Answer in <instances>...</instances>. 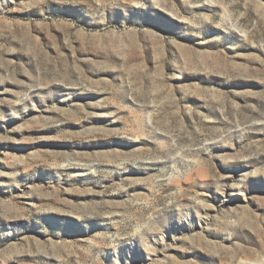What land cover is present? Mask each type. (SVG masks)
Wrapping results in <instances>:
<instances>
[{"label":"rangeland","instance_id":"374dc122","mask_svg":"<svg viewBox=\"0 0 264 264\" xmlns=\"http://www.w3.org/2000/svg\"><path fill=\"white\" fill-rule=\"evenodd\" d=\"M0 264H264V0H0Z\"/></svg>","mask_w":264,"mask_h":264}]
</instances>
